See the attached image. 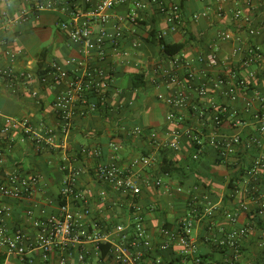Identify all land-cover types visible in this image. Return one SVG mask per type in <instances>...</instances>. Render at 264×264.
<instances>
[{"label":"built area","instance_id":"obj_1","mask_svg":"<svg viewBox=\"0 0 264 264\" xmlns=\"http://www.w3.org/2000/svg\"><path fill=\"white\" fill-rule=\"evenodd\" d=\"M124 1L83 0L80 7L70 0H31L30 8L22 11V20L40 11L59 13L60 27L77 46L79 54L68 56L63 62L50 61L40 73L42 83L61 86L52 99L59 129L45 123L34 129L26 120L8 117L0 126L2 141L12 139L13 132L21 128L32 136L36 150L41 151L44 143L57 134L67 136L77 119L108 110L113 94L123 92L116 85V69L120 65H130L147 83L165 87L157 99L167 106L169 127L164 131L152 130L149 137L153 149L132 158L127 166L119 159L120 145L115 141L109 144L112 155L106 161L99 160L102 156L99 148L82 146L80 153L71 154L65 149L60 159L62 177L55 205L38 198L42 191L40 175L16 165L8 167L4 162L5 149L0 146V252L13 256L18 264H166L156 251L169 249L175 243L180 246V255L191 256L193 264H204L197 254L196 223L212 216L214 210L196 195L191 196L187 211L174 227L161 224L160 239L156 242L146 222L148 206L141 200L140 172L145 167H159L164 152L178 151L184 136L192 145L194 159H200L208 146L219 157L227 158L243 139L239 132L226 133L225 121L235 129L251 123L255 132L247 139L248 146L264 147V92L255 89L257 71L252 69L259 67L264 78V25L244 10L247 7L253 11L264 0H240L242 3L217 0L220 12L225 2L234 3L232 18L246 32L244 39L238 38L240 44L232 58L221 57L223 45L235 39L230 30H221L219 41L195 56L185 50L174 55L159 52L156 57L149 56L143 50L146 41L136 30L139 10L156 5L165 24V28L156 29V37L160 39L186 29L184 9L180 2L168 7L165 0H144L135 1L128 13L117 14V6ZM208 14V10L194 12L190 19L198 21ZM242 69H251L247 77H242ZM0 77L10 85L19 79L25 83L32 80L29 72L16 71L9 65H0ZM214 92L221 93L226 102L216 99ZM237 102H242V108L237 107ZM193 118L205 127L196 126ZM131 133L138 136L143 127L135 126ZM84 160L94 162L88 167ZM263 169L264 154L254 159L250 180L258 181ZM89 174L100 185L97 191L82 182V176ZM153 184L167 189L160 177ZM10 200L27 203L24 219L10 221L13 214ZM258 213L264 214V201ZM227 217L232 226L228 230L221 227V237L204 235L206 242L212 241L217 250L226 251L220 260L210 264H245L243 240L250 228L237 224V213H227ZM258 246L260 264H264V236Z\"/></svg>","mask_w":264,"mask_h":264},{"label":"crops","instance_id":"obj_2","mask_svg":"<svg viewBox=\"0 0 264 264\" xmlns=\"http://www.w3.org/2000/svg\"><path fill=\"white\" fill-rule=\"evenodd\" d=\"M70 1L80 7L83 6V0ZM135 1L144 0H125L117 6V14L128 13ZM179 1L165 0L168 7ZM238 2L242 3L240 0ZM30 4L31 0H0V65H9L16 71H25L32 75L31 82L25 83L27 81L19 79L14 85H10L8 80L0 77V126L10 117L26 120L34 129H38L41 123L59 129L60 121L54 114L52 97L61 86L42 83L40 73L48 62H63L68 56H78L79 52L77 46L69 40L66 31L61 29L59 13L40 11L37 14L26 15L22 20V11L29 9ZM219 6L217 0H184L182 7L186 29L170 32L166 37L178 42L191 34V40L184 50L190 56H195L217 43L218 33L221 30H230L235 33V39L223 45L221 57L232 58L234 49L240 44L239 40L246 37V32L245 29H239L237 26L240 23L232 18L234 3L225 2L222 12L219 11ZM204 10L209 12L206 17H201L198 21L190 19L192 13ZM244 10L248 15L253 16L256 22L264 25V2H258L257 6L253 7V11L247 7H244ZM10 18L11 21L8 22L7 19ZM52 25H56L58 31L54 40L45 46L42 43L49 38L51 40ZM127 26L131 27V24ZM159 26L165 28L163 15L157 11L155 4H150L146 10H139L136 30L146 41L143 46L144 52L152 57L160 54L159 45L156 42L154 44L147 42L146 39L149 38V32L152 29L158 30ZM252 69L257 71L255 89L264 92V78L259 67ZM250 71L251 69H242V77H247ZM133 73H136L134 67L120 65L116 69V85L123 92L113 94L111 107L106 111L77 119L67 136L59 133L51 141L43 142L45 148L41 151L36 150L32 136L25 134L21 128L13 132L12 139L3 141L0 139V146L5 149L4 162L8 167L16 165L26 172L40 175L42 191L38 198L41 201L53 205L58 202L57 193L62 177L59 165L65 149L71 154L80 153L82 146L99 148L102 151L99 160L106 161L112 155L109 144L115 141L120 145L119 159L123 166H127L132 158L153 149L149 137L152 130L168 129L167 106L157 99V94L164 92L165 87L146 83L143 87L132 89ZM126 77L129 79L128 82H125ZM213 95L216 99L226 102V98L221 93L214 92ZM209 100L210 98H207V101ZM258 104V101L254 100V105L258 106ZM236 105L242 108V102H237ZM246 114L247 112H243V115ZM193 120L196 126L205 127L200 121L194 118ZM135 126L143 127V133L138 136L133 135L131 131ZM223 128L228 134L239 132L243 139L235 152L227 158L219 157L214 148L208 146L200 160L192 161L193 148L184 136L181 139L180 149L175 152L170 151L169 156L177 166L186 167V173H164L156 165L145 167L140 172L141 200L148 206L146 222L155 235V241L158 242L161 224L174 227L177 220L187 211L189 198L196 195L206 207L214 210L212 216L203 217L196 223L197 254L203 258L205 264L220 260L226 252L224 249L217 250L212 241L206 242L204 235L215 234L217 238L221 237L223 232L220 228L224 227L228 230L232 226L227 213H237V224L250 228L249 235L243 240L245 264H260L261 248L258 242L264 236V214H259L258 210L261 202L264 201V169L261 172V181L257 185H252L249 171L254 159L264 154V147L248 146L247 139L255 132V127L251 123L235 129L230 126L229 121H225ZM206 129L208 131L209 127L206 126ZM84 162L90 167L94 160H84ZM91 176L92 174L82 176V182L93 191H97L100 185L94 182ZM158 177L167 184V189L153 184ZM178 187H182V190L178 191ZM10 203L13 205L10 221L24 219L23 211L27 203L15 200H10ZM179 251L180 246L175 243L169 249L156 251V254L161 256L166 264H193L191 256H182ZM0 264L18 263L13 256L0 252Z\"/></svg>","mask_w":264,"mask_h":264},{"label":"trees","instance_id":"obj_3","mask_svg":"<svg viewBox=\"0 0 264 264\" xmlns=\"http://www.w3.org/2000/svg\"><path fill=\"white\" fill-rule=\"evenodd\" d=\"M183 1L184 0H180V4L181 6H183ZM191 34H188L182 41H173L172 39H170L169 37H163L158 39L156 37V30L152 29L149 32V38H147V42L150 41L153 44L156 42L159 43V51L160 53H164V54H168V55H174L177 54L181 51L184 50V48L186 47V45L188 44V42L191 40ZM146 81L144 80V77L142 74L140 73H133V77H132V89H136V88H140L146 85ZM170 151L164 152V154L160 157V165L159 168L162 172L164 173H170V172H182L183 174L186 173L187 169L186 167H180L177 166L175 161L169 156ZM202 156V155H201ZM201 158V157H200ZM191 159L192 161H198L196 159L193 158V153L191 155ZM260 178L258 179V181H251L252 185L254 184H259L260 183ZM205 264V263H204Z\"/></svg>","mask_w":264,"mask_h":264},{"label":"rangeland","instance_id":"obj_4","mask_svg":"<svg viewBox=\"0 0 264 264\" xmlns=\"http://www.w3.org/2000/svg\"><path fill=\"white\" fill-rule=\"evenodd\" d=\"M57 31H58V28L56 27V25H52L51 26V35H50L51 40L49 38L48 40L44 41L42 44L47 46L50 43V41L54 40V37L56 36ZM177 37L179 38L178 35H177ZM128 80H129L128 77H126L125 82H128ZM53 98H54V95H53L52 99Z\"/></svg>","mask_w":264,"mask_h":264}]
</instances>
